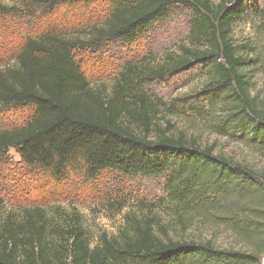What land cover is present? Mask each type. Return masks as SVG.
<instances>
[{
  "label": "trees",
  "instance_id": "obj_1",
  "mask_svg": "<svg viewBox=\"0 0 264 264\" xmlns=\"http://www.w3.org/2000/svg\"><path fill=\"white\" fill-rule=\"evenodd\" d=\"M25 1L46 15L62 6L107 2L110 15L88 42L96 46H132L177 7H189L192 46L182 47L176 60L165 57L151 74L126 64L108 91L85 76L76 44L53 33L28 40L14 65L0 69V112L28 111L22 125L0 129V164L14 148L29 171L56 183L70 173L94 181L113 172L165 178L176 223L187 229L196 218L219 213L252 250L165 239L152 221L131 225L119 239L104 235L94 245L77 213L53 217L38 206L7 211L0 197V264H264V171L217 154L215 146L176 132L171 122L183 115L208 120L220 136L238 132L239 140L264 154V100L254 94L264 56L233 39L250 12L264 21L258 0ZM13 11L0 4V15ZM194 65L208 74L207 85L194 95L166 102L145 89L151 78ZM258 218L261 226L255 227Z\"/></svg>",
  "mask_w": 264,
  "mask_h": 264
},
{
  "label": "rangeland",
  "instance_id": "obj_2",
  "mask_svg": "<svg viewBox=\"0 0 264 264\" xmlns=\"http://www.w3.org/2000/svg\"><path fill=\"white\" fill-rule=\"evenodd\" d=\"M0 4L14 8L10 14L0 15V69L14 65V57L28 40L53 33L76 44V59L85 76L94 86H105L109 91L126 64H137L138 72L151 74L164 65L165 57L171 55L176 60L182 47L192 46L194 10L189 7H177L166 21L150 27L132 46L111 41L96 46L88 42L94 39L92 30L102 28L110 15L111 6L105 1L87 7L62 6L48 15L25 0H0ZM257 8L264 10V0H258ZM244 19L235 27L234 42L256 47L264 56V21L252 12ZM144 64L146 68L142 67ZM260 68L254 80V94L264 100V69ZM207 83V71L194 65L163 79L151 78L145 89L158 99L172 102L202 91ZM27 115L28 111L21 108L0 112V129L22 125ZM171 122L176 132L197 139L203 146H215L217 154L264 171V154L239 140L240 133L220 136L210 127V121L186 115L171 118ZM6 157L7 161L0 164V197L6 210L38 206L52 216L75 212L94 245L104 235L119 239L123 232H131V225L145 226L152 221L165 239L211 241L219 249L252 250L219 213L209 212L202 219L196 218L187 229L176 223L166 198L165 178H131L113 172L94 181L70 173L62 183H56L44 173L29 171L17 149H10ZM260 218L255 227L261 226Z\"/></svg>",
  "mask_w": 264,
  "mask_h": 264
}]
</instances>
